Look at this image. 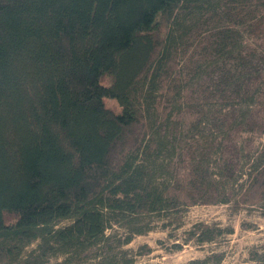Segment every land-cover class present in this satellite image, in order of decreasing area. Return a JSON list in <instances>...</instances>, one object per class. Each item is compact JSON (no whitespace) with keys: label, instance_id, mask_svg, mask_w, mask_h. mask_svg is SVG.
Wrapping results in <instances>:
<instances>
[{"label":"trees","instance_id":"1","mask_svg":"<svg viewBox=\"0 0 264 264\" xmlns=\"http://www.w3.org/2000/svg\"><path fill=\"white\" fill-rule=\"evenodd\" d=\"M235 158L236 209L264 203V0H0V264H133L135 235L232 200Z\"/></svg>","mask_w":264,"mask_h":264},{"label":"rangeland","instance_id":"2","mask_svg":"<svg viewBox=\"0 0 264 264\" xmlns=\"http://www.w3.org/2000/svg\"><path fill=\"white\" fill-rule=\"evenodd\" d=\"M257 45L256 39L251 41ZM109 79L106 77L105 82ZM107 106L114 111L120 110V105L116 99L105 98ZM253 120V119H252ZM256 120V118H255ZM253 120V122H255ZM256 121V125H260ZM254 138L253 142L247 144V147H257L259 132L244 136ZM247 138L246 140L248 141ZM243 138H241V141ZM235 171H228L225 178L219 181L213 180L212 184L226 183V186L232 187V182L241 176L242 161L234 159ZM242 179L239 180V182ZM235 187L238 185V183ZM239 188V185L237 186ZM234 190L229 188L227 195L232 200L229 203H202L189 205L182 213L176 214L172 218V228L164 229L161 223L157 222L156 226L146 234L135 235L133 240L126 245L130 251L135 254L133 264H202L201 260L206 259L205 264H249L252 262L251 253L255 250H264V203H259L243 208L236 209L234 204ZM198 222L210 224H219L223 228L233 227L234 232L217 234L213 241L199 244L195 238L189 239L188 230ZM120 232L124 229L119 228ZM173 232L175 236H170ZM182 243L180 248L175 243ZM36 243L27 249L34 247ZM148 245L151 252L145 254L142 246ZM221 258L220 262L217 259ZM60 258H50L45 264H60Z\"/></svg>","mask_w":264,"mask_h":264}]
</instances>
